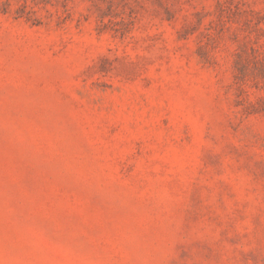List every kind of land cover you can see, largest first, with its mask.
Wrapping results in <instances>:
<instances>
[{
  "label": "rangeland",
  "instance_id": "rangeland-1",
  "mask_svg": "<svg viewBox=\"0 0 264 264\" xmlns=\"http://www.w3.org/2000/svg\"><path fill=\"white\" fill-rule=\"evenodd\" d=\"M0 264H264V0H0Z\"/></svg>",
  "mask_w": 264,
  "mask_h": 264
}]
</instances>
